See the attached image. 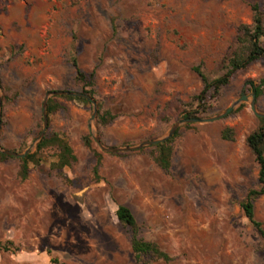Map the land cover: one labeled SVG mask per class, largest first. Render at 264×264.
<instances>
[{
  "label": "rangeland",
  "instance_id": "1",
  "mask_svg": "<svg viewBox=\"0 0 264 264\" xmlns=\"http://www.w3.org/2000/svg\"><path fill=\"white\" fill-rule=\"evenodd\" d=\"M254 4L264 8V0H0L2 147L24 152L36 142L49 92L81 91L72 55L81 69L96 71V98L118 115L100 128L92 103L60 98L63 108L46 132L69 136L73 165L52 168L55 149H46L43 164L22 181L19 158L0 159V244L13 243L0 264H264V239L241 206L260 186L246 142L259 126L247 81L264 80V56L237 72L203 118L246 94L240 109L179 127L167 171L152 146L105 152L93 136L114 147L165 136L196 108L203 82L194 68L210 79L224 73L222 60L238 26L252 22ZM4 86L18 95L3 106ZM257 108L264 112V93ZM228 127L234 140L222 137ZM120 204L172 262L135 258L131 232L116 217ZM255 213L264 222V196Z\"/></svg>",
  "mask_w": 264,
  "mask_h": 264
},
{
  "label": "trees",
  "instance_id": "2",
  "mask_svg": "<svg viewBox=\"0 0 264 264\" xmlns=\"http://www.w3.org/2000/svg\"><path fill=\"white\" fill-rule=\"evenodd\" d=\"M253 18L251 23H242L237 28L235 43L230 49L229 53L222 60V68L224 73L215 78L210 79L201 68L195 67L194 70L200 75L203 82V89L199 94L193 96V103L196 108L184 115V118H203L209 113L211 109L210 102L216 98L221 89L228 86L238 71L246 69L251 64L264 56V8L259 4L252 5ZM115 31V28H114ZM71 63L75 69V80L82 84L80 92L89 94L96 98V71L86 72L81 69L78 59L75 55L71 56ZM251 90L256 94V98L263 95L264 80L259 83L256 80L249 79L247 81ZM17 92L12 93L8 86H4L3 106L10 104L17 97ZM65 98L68 100H77L85 104L91 102L86 98L72 97V96H53L48 101L47 113L49 119V127L52 116L63 108L59 99ZM98 102L97 124L100 128L110 125L116 118L117 114L111 108H105L104 105ZM243 106L241 104L238 109ZM180 128L167 141L152 145V157L155 162L164 170H169L172 164L173 146L172 143L177 137ZM233 128H226L222 132V137L225 140H234ZM87 145L91 144L88 136L84 137ZM248 147L255 157L259 165V188H251L243 201L241 206L245 212L246 217L254 228L259 232L264 239V222L256 218V202L264 196V117H259V126L254 129L246 138ZM46 149H55V159L51 162V166L57 170H63L71 167L77 160L73 148L70 143L69 136L62 131L46 132L44 138L37 145L36 149L29 153L24 158H19L20 166L18 177L25 181L29 178L32 166L39 167L44 162V152ZM16 151V150H13ZM19 152V151H16ZM14 157L0 152L1 160L13 159ZM101 165V154H97V163L94 167V173L97 175ZM116 217L119 222L131 232V248L135 258L138 261L149 257L156 261H163L170 263L174 257L162 248V246L152 240H147L140 235V225L133 211L127 205L120 204L116 210ZM11 245V246H10ZM13 243L0 244V252H7L12 250ZM53 263H57V258H53Z\"/></svg>",
  "mask_w": 264,
  "mask_h": 264
},
{
  "label": "water",
  "instance_id": "3",
  "mask_svg": "<svg viewBox=\"0 0 264 264\" xmlns=\"http://www.w3.org/2000/svg\"><path fill=\"white\" fill-rule=\"evenodd\" d=\"M0 89H1V82H0ZM59 95H66V96H72V97H80V98H86L87 100H89L92 104H93V113H92V119H95L97 117L98 114V103L97 100L95 98H93L92 96H90L89 94L83 93V92H76V91H72V90H54L49 92L44 101H43V105H42V115H43V129L39 135V137L37 138L36 142L28 149H26L24 152H16L10 149H6L4 147H2L0 145V152L4 153L6 155L12 156V157H16V158H24L26 157L29 153H31L36 147L37 145L41 142V140L44 138L46 131L49 127V119H48V113H47V107H48V101L51 97L53 96H59ZM248 95L243 94L241 96L240 99H238L237 101H235L233 103V105L227 109L224 113L222 114H218L216 116L213 117H207V118H181L178 121H176L173 126L171 127L170 131L163 137L158 138V139H154V140H148V141H144L140 144L137 145H133V146H126V147H114V146H106L104 145L102 139L100 138V136L98 134H94V139L97 142V144L100 146V148L105 151V152H129V151H133V150H137L143 147H147V146H152V145H156L162 142L167 141L169 138H171L175 132L179 129V127L183 124H187V123H207V122H212L215 121L223 116H225L226 114H228L231 110H233L234 107L240 105L243 101L248 100ZM250 105L254 111V113L258 116V117H264V112H261L258 110L257 108V98H256V94L253 93L252 94V100L250 101ZM1 126H2V96L0 94V131H1Z\"/></svg>",
  "mask_w": 264,
  "mask_h": 264
}]
</instances>
